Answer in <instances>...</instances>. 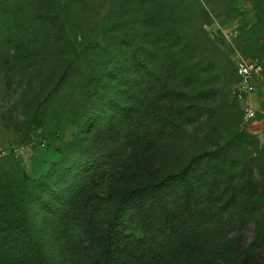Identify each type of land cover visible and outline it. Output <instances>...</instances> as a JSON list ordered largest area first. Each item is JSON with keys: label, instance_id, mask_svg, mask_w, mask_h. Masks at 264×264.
Returning a JSON list of instances; mask_svg holds the SVG:
<instances>
[{"label": "rangeland", "instance_id": "rangeland-1", "mask_svg": "<svg viewBox=\"0 0 264 264\" xmlns=\"http://www.w3.org/2000/svg\"><path fill=\"white\" fill-rule=\"evenodd\" d=\"M126 38L155 52L165 45L162 57L176 67L173 88L199 97L182 121L170 169L210 146L213 130L214 145L243 133L228 158L237 163L241 196H264L261 115L246 121L234 96L236 60L264 62V0H0V215L24 207L50 264L60 251L52 228L58 217L43 202L58 201L51 191L68 183L65 171L81 159L82 113L116 93L119 84L107 73L131 58L125 43L119 48ZM229 232L238 252L229 264H264V236L254 224Z\"/></svg>", "mask_w": 264, "mask_h": 264}, {"label": "trees", "instance_id": "trees-1", "mask_svg": "<svg viewBox=\"0 0 264 264\" xmlns=\"http://www.w3.org/2000/svg\"><path fill=\"white\" fill-rule=\"evenodd\" d=\"M124 43L131 58L107 73L119 84L116 93L106 92L100 106L82 113L75 150L81 159L65 171L68 183L51 191L58 201L43 202L42 210L58 217L52 228L60 251L50 262L229 264L238 257L231 228L254 224L264 236V196H241L237 163L228 158L246 136L214 145L213 130L210 146L170 169L182 121L199 97L173 88L176 67L162 57L165 45L155 52L126 38L120 51ZM17 210L0 215V263L50 264L28 213Z\"/></svg>", "mask_w": 264, "mask_h": 264}, {"label": "built area", "instance_id": "built-area-1", "mask_svg": "<svg viewBox=\"0 0 264 264\" xmlns=\"http://www.w3.org/2000/svg\"><path fill=\"white\" fill-rule=\"evenodd\" d=\"M238 82L234 91L236 100L244 107L245 120L253 121L258 111L253 107L250 97L257 92V83L264 75V62L236 60Z\"/></svg>", "mask_w": 264, "mask_h": 264}, {"label": "crops", "instance_id": "crops-1", "mask_svg": "<svg viewBox=\"0 0 264 264\" xmlns=\"http://www.w3.org/2000/svg\"><path fill=\"white\" fill-rule=\"evenodd\" d=\"M264 75L259 80V82L262 80L263 83L261 84V93L264 91ZM258 84V83H257ZM251 103L254 108L258 111V113L261 115L258 122H256L257 126H260L261 128H264V96H260L258 91L250 97ZM264 131V129H263Z\"/></svg>", "mask_w": 264, "mask_h": 264}]
</instances>
